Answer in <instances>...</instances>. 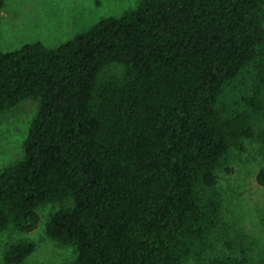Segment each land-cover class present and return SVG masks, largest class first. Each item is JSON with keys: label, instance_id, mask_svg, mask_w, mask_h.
Segmentation results:
<instances>
[{"label": "trees", "instance_id": "16d2710c", "mask_svg": "<svg viewBox=\"0 0 264 264\" xmlns=\"http://www.w3.org/2000/svg\"><path fill=\"white\" fill-rule=\"evenodd\" d=\"M26 98L39 109L0 171V233L33 231L51 203L67 264H264L207 256L219 169L246 138L264 147V0H140L58 46L0 48V115ZM36 247L8 242L4 263Z\"/></svg>", "mask_w": 264, "mask_h": 264}, {"label": "rangeland", "instance_id": "374dc122", "mask_svg": "<svg viewBox=\"0 0 264 264\" xmlns=\"http://www.w3.org/2000/svg\"><path fill=\"white\" fill-rule=\"evenodd\" d=\"M140 0H4L0 16V48L9 51L35 40L58 46L86 31L102 17L122 15ZM39 99V98H38ZM26 98L0 115V171L24 156V142L38 112L39 100ZM264 166V147L246 138L245 147L234 149L228 163L218 171L223 196L224 222L215 231L207 256L237 255L248 263L264 259V185L258 173ZM58 208L46 204L38 210L40 222L30 232L9 229L0 233V264L8 242L27 237L37 242L21 264H67L77 252L60 245L46 233V222ZM243 241L244 252L227 241ZM190 260L186 264H192Z\"/></svg>", "mask_w": 264, "mask_h": 264}]
</instances>
